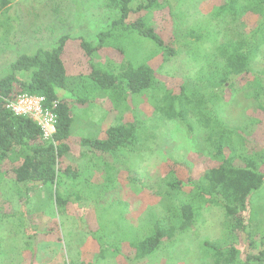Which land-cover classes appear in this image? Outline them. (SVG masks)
I'll use <instances>...</instances> for the list:
<instances>
[{"label": "rangeland", "instance_id": "374dc122", "mask_svg": "<svg viewBox=\"0 0 264 264\" xmlns=\"http://www.w3.org/2000/svg\"><path fill=\"white\" fill-rule=\"evenodd\" d=\"M158 2L159 6L132 14L128 23L143 19L165 44L174 43L175 55L163 56L153 41L129 31L119 39L107 40L108 46L88 57L80 40L97 44L98 33L117 15L105 8V0H9L4 4L0 0V77L9 71L17 55L52 48L62 36L69 37L62 57L67 87L59 99L69 104L73 121L70 147L61 162L64 168L76 172L61 179L59 187L69 203L58 208L54 186L16 184L9 177L13 164L3 165L0 264H209L205 244L229 241L247 255L258 250L264 227V184L248 197L244 222L253 234L250 238L247 233L228 236L229 221L222 207L210 204L200 210L192 230L161 246L150 257L134 260L130 255L132 262H128L124 242L121 255L104 258L103 253L99 257L96 239L103 234L110 239L114 233L120 239L139 240L175 201L176 194L166 186V168H175L176 177L188 186L216 165L205 150L204 132L190 136L178 121L153 112L155 93L162 91L115 103L112 96L95 90L92 80H81L90 76L91 66L116 73L122 65L145 63L157 74V87L164 86L174 94L182 84L194 83L199 65L176 41H183V35L201 25L223 0ZM214 40L205 37L198 43L199 51L210 52ZM252 64L249 76L232 81L237 91L224 96L222 115L230 129L245 136L246 149L264 160V114L253 98L255 86L252 82L245 84L252 80L251 75L264 83V42ZM261 100L264 102V95ZM256 120L258 123H253ZM126 123H135V139L114 153L97 158L80 145L84 138L103 140L110 127ZM175 161L179 166L173 164ZM260 169L264 173V161ZM133 178H137L135 182ZM182 191L188 192L189 187L184 186Z\"/></svg>", "mask_w": 264, "mask_h": 264}, {"label": "trees", "instance_id": "16d2710c", "mask_svg": "<svg viewBox=\"0 0 264 264\" xmlns=\"http://www.w3.org/2000/svg\"><path fill=\"white\" fill-rule=\"evenodd\" d=\"M134 1L105 0V8L116 11L117 15L108 27L98 33L97 44L80 40L86 56L91 57L95 51L108 46L107 40L119 39L129 31L153 41L158 53L163 56L175 55L174 43L165 44L143 19L128 23L132 14L159 6L158 0H145V4H142L144 0H137L140 3L132 7ZM2 3H9V0H2ZM205 37L215 38L210 52L199 51L198 43ZM183 38V41H176L177 46L185 49V54L199 65V71L194 83L182 84L178 94L164 86L157 87V74L145 63L122 65L116 73L100 66H91L90 76L81 78L92 80V87L112 96L115 103H127L129 97L162 91L155 93L153 112L178 121L190 136L197 131L204 132L205 150L216 163L188 186L176 177L175 168H166V186L176 194L175 201L150 226L149 233L139 240L129 237L120 239L114 233L110 239L105 234L96 239L101 250L99 257L103 253L104 258L121 255L123 242L128 248L124 253L128 262L132 260L130 255L134 260L150 257L161 246L192 230L200 217V210L210 204L222 207L229 221L228 236L234 237L238 233H247L248 238L253 236L247 230L244 213L248 197L264 184V173L260 169L264 160L246 149L247 139L243 134L226 125L221 102H225L224 96L237 91L232 83L235 78L245 79L252 73V62L264 42V0H223L201 21V25L199 23L189 30ZM68 41L69 37L65 35L52 48H38L31 54L17 55L10 63L9 71L0 77V180L6 173L3 165L11 162L13 167L10 168L9 177L14 183L54 186L58 208L69 203L59 187L61 179L76 174L64 168L61 162L70 147L73 121L69 104L59 99L61 91L67 87L62 57ZM251 76L252 80H247L245 84L252 82L255 86L253 98L259 102L258 108L264 114V102L261 100L264 83ZM190 85H193L192 88ZM17 94L42 97L44 107L57 102L54 142L44 141L39 128L31 120L14 116L6 109V101ZM134 117L137 120L136 115ZM255 122L258 123V120ZM135 127V123L113 126L107 130L105 139L84 138L80 145L100 158L102 154L114 153L132 143ZM173 164L179 166L176 161ZM133 179L132 182H135L137 178ZM184 186L189 187L186 193L182 191ZM259 235V248L250 255L242 254L229 241L205 244L209 264H264V227Z\"/></svg>", "mask_w": 264, "mask_h": 264}, {"label": "built area", "instance_id": "2783aa9c", "mask_svg": "<svg viewBox=\"0 0 264 264\" xmlns=\"http://www.w3.org/2000/svg\"><path fill=\"white\" fill-rule=\"evenodd\" d=\"M43 103L42 97L17 94L13 99L6 101V109L14 116L31 120L39 128L44 141L54 142L57 102H53L49 107H44Z\"/></svg>", "mask_w": 264, "mask_h": 264}, {"label": "crops", "instance_id": "0c3cea01", "mask_svg": "<svg viewBox=\"0 0 264 264\" xmlns=\"http://www.w3.org/2000/svg\"><path fill=\"white\" fill-rule=\"evenodd\" d=\"M70 132H71V130H70Z\"/></svg>", "mask_w": 264, "mask_h": 264}]
</instances>
